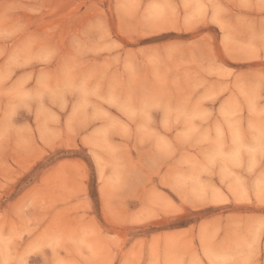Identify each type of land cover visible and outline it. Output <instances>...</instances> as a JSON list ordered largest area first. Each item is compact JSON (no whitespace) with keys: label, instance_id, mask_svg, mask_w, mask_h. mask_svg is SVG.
Segmentation results:
<instances>
[{"label":"rangeland","instance_id":"374dc122","mask_svg":"<svg viewBox=\"0 0 264 264\" xmlns=\"http://www.w3.org/2000/svg\"><path fill=\"white\" fill-rule=\"evenodd\" d=\"M0 264H264V0H0Z\"/></svg>","mask_w":264,"mask_h":264}]
</instances>
